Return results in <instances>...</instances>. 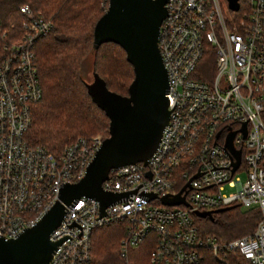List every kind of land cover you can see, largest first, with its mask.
I'll use <instances>...</instances> for the list:
<instances>
[{"label": "built area", "instance_id": "1", "mask_svg": "<svg viewBox=\"0 0 264 264\" xmlns=\"http://www.w3.org/2000/svg\"><path fill=\"white\" fill-rule=\"evenodd\" d=\"M245 1L237 12L222 0L167 1L157 43L169 116L157 149L145 165L109 172L102 190L123 196L103 215L89 197L65 206L49 235L61 243L48 264H88L91 233L113 223L123 226L124 264L147 240L149 264H229L230 254L264 264V0ZM19 13L21 38L0 45V236L6 240L37 224L60 189L84 176L104 140L78 138L57 156L26 141L30 107L42 98L34 45L54 26L26 4ZM210 56L211 68L201 66ZM231 133L232 150L225 145ZM233 151L240 153L236 167ZM183 187V203L162 204ZM233 207L259 212L252 233L221 241L201 232L197 213Z\"/></svg>", "mask_w": 264, "mask_h": 264}, {"label": "trees", "instance_id": "2", "mask_svg": "<svg viewBox=\"0 0 264 264\" xmlns=\"http://www.w3.org/2000/svg\"><path fill=\"white\" fill-rule=\"evenodd\" d=\"M238 3L240 9H245V0ZM24 4L34 14L50 19L54 26L51 33L34 45L42 98L30 107L26 141L57 156L78 138L89 139L98 133L106 138L109 119L93 100L89 86L97 80L108 93L126 97L133 79L132 67L121 47L103 43L93 49L94 25L107 8L108 0H0V35L7 32L0 45L21 38L24 18L19 7ZM89 60L91 84L84 78ZM212 61L211 56L205 57L201 66L211 68ZM259 216L257 210L233 207L210 217H199L197 222L202 233L229 241L252 233ZM122 227L121 223H113L91 233L88 264H124L118 251ZM134 250L128 252L129 260L134 264L145 263L139 253L132 255ZM227 261L248 264L237 254H230Z\"/></svg>", "mask_w": 264, "mask_h": 264}, {"label": "water", "instance_id": "3", "mask_svg": "<svg viewBox=\"0 0 264 264\" xmlns=\"http://www.w3.org/2000/svg\"><path fill=\"white\" fill-rule=\"evenodd\" d=\"M168 0H108V6L94 25L93 49L103 43H114L125 52L133 79L128 95L120 97L105 91L97 82L89 86L93 100L109 119L108 136L102 141L84 176L76 183L65 184L58 200L37 224L25 229L15 239L0 236V264H48L61 242H51L50 233L60 224L65 206L81 197L95 199L100 213L123 195L105 193L101 185L111 170L137 163L146 164L156 151L162 131L168 122L165 97L168 81L158 49L159 28L166 17ZM231 12L239 10L238 0H225ZM243 130L245 124L242 125ZM231 133L226 147L232 150ZM245 131H243V138ZM236 164L240 153L234 152ZM149 176V173H147ZM183 187L172 198L163 197L162 204L183 203ZM150 196V199L154 198ZM226 209L214 211L219 212ZM212 213H197L210 217Z\"/></svg>", "mask_w": 264, "mask_h": 264}, {"label": "rangeland", "instance_id": "4", "mask_svg": "<svg viewBox=\"0 0 264 264\" xmlns=\"http://www.w3.org/2000/svg\"><path fill=\"white\" fill-rule=\"evenodd\" d=\"M222 3L225 6L226 1L222 0ZM90 64H91V61L89 60L88 63L85 65L86 67H85V70H84L85 71L84 72V78L87 79V82L89 84H91L92 81H93ZM95 136H100V137L104 138L103 135L100 134V133H98ZM240 178H241V180H244V175H241ZM230 192H233V189L225 188L224 193H230ZM239 209L242 210V211L252 210L250 208H244V207H239ZM121 239H122V237H121ZM121 239L118 242V251H119V244H120ZM138 248H136L133 251L132 255H134V254L136 255V254L139 253L140 254L139 256L147 261V262L145 261V263L143 262L141 264H148V254H149L150 249L152 248V244H150V240H147L139 249ZM129 264H134V262L130 259L129 260Z\"/></svg>", "mask_w": 264, "mask_h": 264}]
</instances>
